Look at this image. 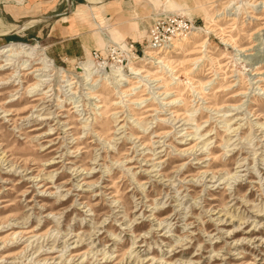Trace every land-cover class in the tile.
<instances>
[{"label": "rangeland", "instance_id": "1", "mask_svg": "<svg viewBox=\"0 0 264 264\" xmlns=\"http://www.w3.org/2000/svg\"><path fill=\"white\" fill-rule=\"evenodd\" d=\"M90 1L0 0V264H264V0Z\"/></svg>", "mask_w": 264, "mask_h": 264}, {"label": "built area", "instance_id": "2", "mask_svg": "<svg viewBox=\"0 0 264 264\" xmlns=\"http://www.w3.org/2000/svg\"><path fill=\"white\" fill-rule=\"evenodd\" d=\"M192 25L177 16H168L156 21L149 29V46L153 50H161L176 38L187 35Z\"/></svg>", "mask_w": 264, "mask_h": 264}, {"label": "bare ground", "instance_id": "3", "mask_svg": "<svg viewBox=\"0 0 264 264\" xmlns=\"http://www.w3.org/2000/svg\"><path fill=\"white\" fill-rule=\"evenodd\" d=\"M258 4H262V3H258ZM257 17V16H256ZM259 18V17H258ZM261 18V17H260ZM4 26V25H3ZM5 28V27H4ZM10 28V27H9ZM13 28V30L14 29H18V26H14V27H12ZM7 29H8V27H7ZM11 29V28H10ZM9 30V29H8ZM8 30H6V32H9V33H11L12 31L10 30V31H8ZM18 48L19 49H21V50H19L18 51ZM32 48V47H31ZM3 49V50H2ZM1 49V53H3V54H7V53H9V56H14V55H19L20 53H22V51H24V50H28L27 48H26V46L25 45H22V44H10V45H7L6 47H4V48H2ZM30 50H33V49H30ZM85 67H86V65H84ZM133 70V69H132ZM35 71H38V70H34L33 72H35ZM137 75V74H136Z\"/></svg>", "mask_w": 264, "mask_h": 264}, {"label": "crops", "instance_id": "4", "mask_svg": "<svg viewBox=\"0 0 264 264\" xmlns=\"http://www.w3.org/2000/svg\"><path fill=\"white\" fill-rule=\"evenodd\" d=\"M88 3H94L95 1H90V0H86ZM97 2V1H96ZM63 19H66V17L64 16L63 17ZM135 27L136 26H134V29H135ZM20 27L18 26V29H19ZM12 33V32H11ZM11 33H8V34H5V35H9V34H11Z\"/></svg>", "mask_w": 264, "mask_h": 264}]
</instances>
